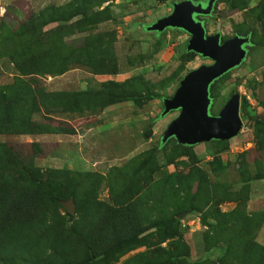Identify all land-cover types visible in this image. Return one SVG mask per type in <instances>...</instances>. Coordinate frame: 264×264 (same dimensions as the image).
<instances>
[{
	"label": "rangeland",
	"instance_id": "rangeland-1",
	"mask_svg": "<svg viewBox=\"0 0 264 264\" xmlns=\"http://www.w3.org/2000/svg\"><path fill=\"white\" fill-rule=\"evenodd\" d=\"M182 1L0 0V88L28 80L16 70L23 57L67 59L72 68L78 65L72 56L85 39L97 45L100 38L115 58V81L142 76L156 95L140 106L122 105V121L108 124L111 130L100 127L106 118L91 116L96 110L58 114L59 122L35 116L36 128L78 130V136L58 137V144L51 137L0 135V143L25 166L40 168L44 179L59 183L61 196L74 194L75 200H63L54 214L47 208L39 211L44 217L30 227L31 235L44 223L53 227L41 256L32 257L27 246L14 241L0 242L6 264L85 259H92L91 264H167L171 256L176 264H264V0H217L211 14L201 18L207 35L220 33L222 41L248 37L251 45L244 62L209 87L212 116L239 95L240 132L229 141L197 144L187 151L177 150L174 140L159 146L179 113L162 117V99L172 97L190 71L211 61L187 54L189 35L181 30L147 31ZM42 22L48 24L42 27ZM82 70L86 72L81 68L55 86L73 81L68 88L96 90L107 82ZM45 83L49 80L40 81ZM36 139L41 146L29 145ZM46 168L68 171L51 174ZM66 209L73 211L70 216ZM129 233L139 236L135 246L103 254L116 237Z\"/></svg>",
	"mask_w": 264,
	"mask_h": 264
},
{
	"label": "trees",
	"instance_id": "trees-1",
	"mask_svg": "<svg viewBox=\"0 0 264 264\" xmlns=\"http://www.w3.org/2000/svg\"><path fill=\"white\" fill-rule=\"evenodd\" d=\"M43 13L44 11L36 16V21L40 19L39 17H42ZM82 14L81 12L71 13L68 18ZM47 24L42 22L41 25L44 27ZM87 25L91 27L90 23ZM28 28L27 26L22 27L25 32L30 31ZM99 39H97V45L92 44L91 39H85V45L79 49L82 52L81 56L77 57L75 55L79 51L74 52L75 54L72 56L75 64H78L72 68H83L94 75L116 76L119 73L115 58L111 54V47L100 45ZM28 47H30V44ZM101 49L104 54L99 53L102 52ZM96 51L98 56L95 55ZM187 54L190 56L196 55L192 52ZM25 57H27V54ZM27 59L26 61V58L23 57L22 61L17 63L16 70L28 80L14 86L0 88V135L71 134L73 133L72 130L57 131L36 128L34 127V117L38 115L43 121L59 122V120L53 118L57 117L58 114H83L95 110L101 111L110 106L123 103L140 106L144 102L156 98L152 89L153 84L137 75L128 77L121 82L108 80L103 83L101 88L96 90L46 92L43 85H40V81H43L46 76L63 75L72 69L69 68L70 62L67 59H56L55 61L45 57ZM170 140L173 139H169L159 146L164 147ZM29 145L39 147L42 143L34 142ZM174 146L179 151H187L192 148V146L178 145L176 142H174ZM46 169L51 174L68 171L65 169ZM41 172L40 168L25 166L6 144L0 143V242L3 244L6 241H14L16 245L27 246V250H30L32 257L41 256L39 252L45 250V246L50 243L47 234H53V227H46L44 223L35 236L31 235V228L42 223L41 219L44 216L39 214V211L47 208V212L54 214L55 207H60L63 200L74 198V194L61 196L58 191L59 183L52 177L44 179ZM72 200L75 202L74 199ZM65 211L68 216L72 214L67 209ZM19 233L21 235L18 236ZM8 238L11 239L8 240ZM138 240L137 233L116 237L114 243L103 254L110 256L120 250L128 249L135 246ZM42 242L43 245L39 246V243ZM3 253L5 252L0 248V264H6L2 260L5 258ZM91 263L92 259H85L83 261L68 260L57 264ZM176 263L175 257L171 256L167 264Z\"/></svg>",
	"mask_w": 264,
	"mask_h": 264
},
{
	"label": "water",
	"instance_id": "water-1",
	"mask_svg": "<svg viewBox=\"0 0 264 264\" xmlns=\"http://www.w3.org/2000/svg\"><path fill=\"white\" fill-rule=\"evenodd\" d=\"M202 1L206 4L192 0L174 3L170 15L147 28L148 32L157 33L166 29L185 32L189 35L186 52L211 61L209 65L190 71L179 82L173 96L162 99V117L172 111L179 112L162 134V144L169 139L189 147L211 141H229L238 135L242 127L238 115L239 95H233L219 113L212 116L209 112V87L244 62L249 38L235 35L221 42L220 33L206 35L204 24L197 17L210 15L217 0Z\"/></svg>",
	"mask_w": 264,
	"mask_h": 264
},
{
	"label": "crops",
	"instance_id": "crops-1",
	"mask_svg": "<svg viewBox=\"0 0 264 264\" xmlns=\"http://www.w3.org/2000/svg\"><path fill=\"white\" fill-rule=\"evenodd\" d=\"M105 24H107V23H105ZM83 69V68H82ZM77 70H81V68H72V69H70L69 71H67V72H65L63 75H60V76H55V77H51V76H46V78H44L43 79V81L44 82H46L47 81V79L49 80V83H45V84H43V87L45 88V91L46 92H62V91H90V90H95V89H90V88H87L86 86H85V88L84 89H76V90H74L73 88H68L67 87V85L69 86L70 84H74L73 83V81L72 82H68V83H65L66 85L65 86H62L61 85V87L60 88H58V86H55L56 85V83L58 82V81H60V80H62V78L64 77V76H67V75H69V74H75V71H77ZM83 71V70H82ZM84 73H83V75H85V76H93V77H99V76H103V77H105V78H107L106 80L108 81V80H114L115 81V77L117 76H109V75H94V74H92V73H90V72H88L87 70H86V72L85 71H83ZM64 85V84H63ZM124 104H128V106L130 107V105L129 104H131L132 106H133V104L132 103H123V104H118V105H114V106H110V107H108L107 109H104V110H101V111H97V114L96 115H91V116H96V119H98V118H103V119H105L106 118V120H105V122L106 123H104L103 125H101L100 127L102 128V127H104L106 130H111V129H113V128H109L108 127V124L109 125H111L112 123H114L115 121H122V119L121 118H119L120 117V115L122 114V112H120V110H121V106L122 105H124ZM136 109V108H135ZM84 113H90V112H84ZM63 115H70V114H63ZM73 115H75V116H78V114H76V113H74ZM90 117V116H89ZM54 119H57V120H62V119H59V117H53ZM98 120H100V119H98ZM65 122H68L69 123V121H67V120H64ZM125 121L126 122H129L130 121V119L128 120H126L125 119ZM75 128V127H74ZM76 132H74L73 134H40V135H36V137L38 138H46V137H51V138H53V139H55L56 138V143L58 144L59 143V141H61L60 139H57L58 137H60V138H62V137H72V136H78V130L75 128L74 129ZM18 136H27V137H29V136H33V135H18ZM40 141H42L41 139H36L35 140V143H42V142H40ZM53 142V141H52Z\"/></svg>",
	"mask_w": 264,
	"mask_h": 264
},
{
	"label": "flooded vegetation",
	"instance_id": "flooded-vegetation-1",
	"mask_svg": "<svg viewBox=\"0 0 264 264\" xmlns=\"http://www.w3.org/2000/svg\"><path fill=\"white\" fill-rule=\"evenodd\" d=\"M192 1H194V2H198V3H199V2H203L202 0H192ZM203 3L206 4L205 1H204ZM213 6H214V5H213ZM208 16H209V15H208ZM203 17H207V16H199V17H197V19H198L199 21H202L201 18H203ZM205 32H206V30H205ZM206 35H207V33H206ZM221 42H223V41L221 40ZM250 45H251V44H250V40H249V45L246 46V50H248V47H250Z\"/></svg>",
	"mask_w": 264,
	"mask_h": 264
}]
</instances>
